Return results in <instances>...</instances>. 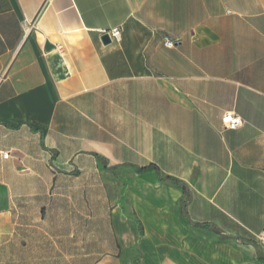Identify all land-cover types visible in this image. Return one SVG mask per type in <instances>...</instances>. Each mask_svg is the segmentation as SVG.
Instances as JSON below:
<instances>
[{
  "label": "crops",
  "instance_id": "crops-1",
  "mask_svg": "<svg viewBox=\"0 0 264 264\" xmlns=\"http://www.w3.org/2000/svg\"><path fill=\"white\" fill-rule=\"evenodd\" d=\"M100 160L106 207L76 236L94 264H252L234 209L264 190V0H0V243L16 200L43 210ZM149 164L188 184V216Z\"/></svg>",
  "mask_w": 264,
  "mask_h": 264
},
{
  "label": "rangeland",
  "instance_id": "rangeland-1",
  "mask_svg": "<svg viewBox=\"0 0 264 264\" xmlns=\"http://www.w3.org/2000/svg\"><path fill=\"white\" fill-rule=\"evenodd\" d=\"M34 148L41 150L38 143ZM82 167H97L98 170L92 176L60 177L58 187L51 191L50 198L47 196L49 206L43 210L34 206L31 200L24 205L21 200L15 201L16 214H23L14 226L13 239L0 243V264H94L89 256L93 241L76 236L85 230L89 219L102 214L107 193L102 188V161L98 165L78 162L75 169ZM114 195L122 205L124 190L120 189ZM234 210L239 222L248 223L237 226L238 262L244 257L251 258L252 264H263L258 260L252 242L260 246L264 255V239L260 236L264 229L261 224L264 221V190L237 193Z\"/></svg>",
  "mask_w": 264,
  "mask_h": 264
},
{
  "label": "trees",
  "instance_id": "trees-1",
  "mask_svg": "<svg viewBox=\"0 0 264 264\" xmlns=\"http://www.w3.org/2000/svg\"><path fill=\"white\" fill-rule=\"evenodd\" d=\"M101 161V160H100ZM134 168L136 169V171L140 174H144V173H148L151 171H155L156 174L158 175V178L160 181H166L169 180L171 181L174 186L180 190H182L183 192V198L181 201V209H182V214L184 216H188V207L191 204L192 201V191L190 189V187L188 186V184L178 178L175 177H171V176H161L160 174V170L158 168L157 165L155 164H149L143 167L140 166H134ZM193 226L195 228H201L207 231H212L218 234H221L220 229L212 223L209 222H204V223H194ZM222 239H225L224 237H222ZM252 245L257 249V253H258V257L260 260L264 261V255L260 249V246L256 243V242H252Z\"/></svg>",
  "mask_w": 264,
  "mask_h": 264
},
{
  "label": "built area",
  "instance_id": "built-area-1",
  "mask_svg": "<svg viewBox=\"0 0 264 264\" xmlns=\"http://www.w3.org/2000/svg\"><path fill=\"white\" fill-rule=\"evenodd\" d=\"M104 34H108L111 40L120 39L121 30L118 28H115V29L111 30L110 32H106ZM177 44H178L177 40H174L170 37H164V45L167 48H175L177 46ZM222 123L224 125L225 130H237L243 124L242 118L235 113H226L222 117ZM2 155H3L4 159H8L10 156V153L5 152V153H2ZM260 236H261V239H264V229L261 232Z\"/></svg>",
  "mask_w": 264,
  "mask_h": 264
},
{
  "label": "water",
  "instance_id": "water-1",
  "mask_svg": "<svg viewBox=\"0 0 264 264\" xmlns=\"http://www.w3.org/2000/svg\"><path fill=\"white\" fill-rule=\"evenodd\" d=\"M102 42H103L105 45H108V44H110L112 41H111V39H110V37H109L108 34H104V35L102 36Z\"/></svg>",
  "mask_w": 264,
  "mask_h": 264
}]
</instances>
